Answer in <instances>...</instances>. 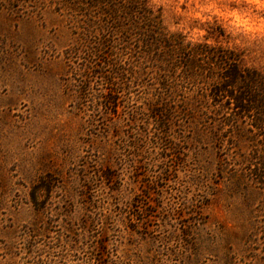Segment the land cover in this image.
I'll return each instance as SVG.
<instances>
[{"label": "rangeland", "instance_id": "1", "mask_svg": "<svg viewBox=\"0 0 264 264\" xmlns=\"http://www.w3.org/2000/svg\"><path fill=\"white\" fill-rule=\"evenodd\" d=\"M148 1L264 74V0ZM78 2L0 0V264H264L263 192L222 170L202 85L111 94L75 58Z\"/></svg>", "mask_w": 264, "mask_h": 264}, {"label": "trees", "instance_id": "2", "mask_svg": "<svg viewBox=\"0 0 264 264\" xmlns=\"http://www.w3.org/2000/svg\"><path fill=\"white\" fill-rule=\"evenodd\" d=\"M79 3L82 25L87 28L80 26L74 55L82 60L85 71L118 88H112L111 94L129 90L133 84L129 76L133 78L140 72L146 77L151 75L163 90L175 95L181 91L179 81L186 84L185 89L201 84V95L206 100H201L204 110L200 112L213 124L209 133L222 170L230 172L236 189L254 188L264 196V74L242 67L240 52L212 45L207 38L192 42L180 32H171L162 8L152 7L148 0ZM211 33L217 38L226 35L218 26ZM113 102L110 100V104ZM155 104L151 117L156 124L171 123L172 107L163 102ZM41 183L35 184L32 191L35 203L37 190L43 189Z\"/></svg>", "mask_w": 264, "mask_h": 264}]
</instances>
